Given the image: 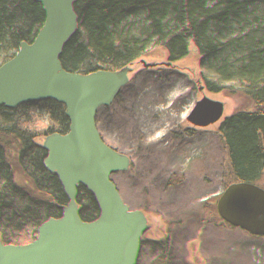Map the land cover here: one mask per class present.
<instances>
[{"label":"trees","instance_id":"obj_1","mask_svg":"<svg viewBox=\"0 0 264 264\" xmlns=\"http://www.w3.org/2000/svg\"><path fill=\"white\" fill-rule=\"evenodd\" d=\"M246 1L254 11L250 22L264 20V0ZM47 2L0 0V61L22 51ZM113 2L117 9L107 21L117 44L106 60L86 49L60 72L61 88L48 85L44 97L31 96L48 106L46 122L36 128L48 160L40 174L72 223L75 247L67 264H131V258L142 264L145 246L136 238L160 237L155 220L140 210L167 181L166 152L138 113L137 93L167 63L173 43L160 0ZM245 16L220 21L184 59L196 84V148L186 168L199 193L194 221L210 245L202 264H250L253 246L264 242V62L236 70L223 57ZM17 169L14 155L0 191V264H45L44 248L20 232ZM132 238L136 249L125 244ZM190 259L182 262L197 264Z\"/></svg>","mask_w":264,"mask_h":264},{"label":"rangeland","instance_id":"obj_2","mask_svg":"<svg viewBox=\"0 0 264 264\" xmlns=\"http://www.w3.org/2000/svg\"><path fill=\"white\" fill-rule=\"evenodd\" d=\"M113 1L104 3L102 0H48L38 26L27 37L22 51L11 60L0 61V157L3 159V164L0 165V191L10 157L15 155L18 166L15 172L17 201L20 209L22 206L19 213L22 222L20 232L22 236L33 239L34 248H44L45 264H67L75 245L70 244L72 223L70 224L65 213L56 208L57 204L52 199V187L48 186L45 176L40 174L41 167L42 170L48 168V160L41 150V135L40 131L36 132V128L46 122L47 102L32 100L31 96L38 91L44 97L47 90H50L48 85L51 88L54 85L61 88L63 84H60V72L70 62H74V59H82L86 49L99 51L103 54L100 60H106L110 50L117 44L107 21L109 14L117 9V3ZM168 1L160 0L159 9L161 20L169 30ZM242 1L236 0L225 13L205 16L189 27V49L173 72L176 78L186 80L189 87L186 162L196 148V133L190 115L196 98V84L187 78L184 61L191 49L198 47L209 30L220 21L244 11L247 20L244 19L234 38L230 40L242 41V56L239 61L230 64H234V69L238 70L264 62V20L250 22L254 11L247 9L249 4L246 0ZM249 2L261 4L259 0ZM100 15L104 16L103 26L95 31L93 27ZM172 43L167 63L176 47L173 40ZM167 63L148 76L138 89L137 109L145 125L146 95L162 78ZM166 162L165 185L140 210L143 219L149 214L155 220L157 231L160 232L158 240L146 236L136 238L145 246L140 255L142 264H184L182 261L188 255L191 256L190 261L195 260L197 264H202L209 256L210 245L202 237L194 221L199 205L196 182L192 181V196L185 213L174 211L168 204L172 174L167 155ZM133 240L136 241L132 238L125 241V244L133 247ZM131 259V264H139L136 259ZM250 264H264V242H257L253 246Z\"/></svg>","mask_w":264,"mask_h":264},{"label":"water","instance_id":"obj_3","mask_svg":"<svg viewBox=\"0 0 264 264\" xmlns=\"http://www.w3.org/2000/svg\"><path fill=\"white\" fill-rule=\"evenodd\" d=\"M235 0H169V33L175 49L166 64L162 78L145 98L147 127L162 143L170 160L172 186L168 197L170 207L185 213L191 200L193 178L186 168L188 140V98L186 80L173 75L190 46L189 27L199 19L216 13H225ZM242 41H232L224 52L228 63H235L242 56ZM192 108V107H191ZM192 115V112H190Z\"/></svg>","mask_w":264,"mask_h":264},{"label":"flooded vegetation","instance_id":"obj_4","mask_svg":"<svg viewBox=\"0 0 264 264\" xmlns=\"http://www.w3.org/2000/svg\"><path fill=\"white\" fill-rule=\"evenodd\" d=\"M3 164V159L0 157V165ZM7 166V165H6ZM2 187V186H1Z\"/></svg>","mask_w":264,"mask_h":264}]
</instances>
